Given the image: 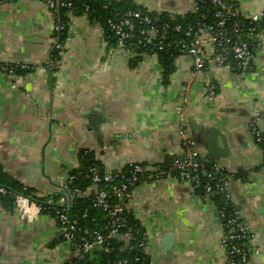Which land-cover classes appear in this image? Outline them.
Listing matches in <instances>:
<instances>
[{
	"label": "crops",
	"instance_id": "crops-1",
	"mask_svg": "<svg viewBox=\"0 0 264 264\" xmlns=\"http://www.w3.org/2000/svg\"><path fill=\"white\" fill-rule=\"evenodd\" d=\"M122 1V0H117ZM151 13L184 16L194 0H128ZM58 0H0V165L40 197L64 192L81 150L94 152L108 172L131 164L149 172L188 155L226 172L228 194L249 233V264H264V154L249 126L264 134V31L253 69L242 73L215 63L205 43L206 68L176 59L164 79L157 57L110 43L86 16L68 15V39L54 66ZM244 18L264 12V0H237ZM214 86V97L208 94ZM143 227L151 264H226L224 222L214 197L168 176L148 179L128 205ZM71 220V214L68 212ZM127 239V238H126ZM76 247L47 214L23 216L0 202V264H70Z\"/></svg>",
	"mask_w": 264,
	"mask_h": 264
},
{
	"label": "built area",
	"instance_id": "built-area-1",
	"mask_svg": "<svg viewBox=\"0 0 264 264\" xmlns=\"http://www.w3.org/2000/svg\"><path fill=\"white\" fill-rule=\"evenodd\" d=\"M50 3L53 0H48ZM213 4V19L212 23H198L196 28L188 27L186 30L182 26L177 25L173 28L169 24H162L159 28L157 26L160 22L159 18H151L148 15H143L140 11H128L121 16L119 20L110 19L108 21L110 28L118 40V47L131 54L134 48H129L127 42L135 37V32L139 31L137 48L140 45H152V55L157 57L158 53L171 47L172 43H165L164 36H166L171 29L175 33H184L185 39L192 38L190 42L185 39L175 41L174 46H183L180 49L181 56H190L193 59V66L196 72H201L206 68L208 59L206 58L205 43H210L212 46V58L215 63L227 70H239L242 73L250 72L253 69V61L256 50L260 47L261 33H258L256 24L260 23L264 18V12L250 18H244L237 8V0H211ZM58 3L69 9L72 3ZM195 2V0H194ZM198 11L197 4L194 3L192 12ZM241 19H245L242 22ZM58 26V30H60ZM163 34L158 42L154 39ZM57 46V45H56ZM59 48V47H58ZM52 61V60H51ZM53 63V62H52ZM33 68L26 64H13L0 66V70L9 78L14 76L17 71H31ZM216 88L208 85V94L214 97ZM250 131L255 137L256 143L261 147L264 154V134H262L256 123L253 122L250 126ZM189 147L188 155L184 158H175L172 162L171 171L179 173V179L190 183L194 190L199 192L203 189V193L210 197L222 196L224 204L220 206L219 217L224 222V245L227 252L226 264H249L250 256L253 251L249 244L248 229L241 220L237 210L234 206L228 216V208L231 204V198L228 194L227 183L225 179H220L217 176L219 168L213 164L199 161L200 158L192 147L191 142H187ZM210 165H213V171H210ZM130 176H123L124 182L120 185L112 184L114 176L112 172L101 175L100 168L93 167L90 174L94 183L93 186V206L97 209H102L107 212L111 220L114 230L110 235L115 236L118 230L125 224V210L133 197V191L129 190L130 186H135L139 182V178L145 172H149L147 168L141 165H130ZM172 176V175H169ZM72 178H68L71 182ZM105 183L110 185L109 192L100 190L99 185ZM1 193H5L4 189H0ZM74 195H82L80 190H76ZM114 196L117 203L112 204L110 199ZM72 199L64 192L60 200L57 202L62 209L57 212V221L63 232L64 239L73 244L77 249V258L85 260L86 256L91 253L97 246H104L107 238L101 234L95 233L91 238L86 236H79L81 228L78 222L68 218V210L71 206ZM16 205L22 212L23 216L28 219H34L37 215L42 213L41 207L38 203L32 202L26 197L17 196ZM147 238L140 243V247L145 250ZM112 248L109 246L105 248L108 252ZM138 264H151L140 258L136 259Z\"/></svg>",
	"mask_w": 264,
	"mask_h": 264
},
{
	"label": "trees",
	"instance_id": "trees-1",
	"mask_svg": "<svg viewBox=\"0 0 264 264\" xmlns=\"http://www.w3.org/2000/svg\"><path fill=\"white\" fill-rule=\"evenodd\" d=\"M72 3L71 9L61 6L58 4L56 6L58 21L60 30L55 34L56 39V48L53 49L51 60L56 66L61 61V53L64 48V45L68 39V25L69 19L68 15L72 14L73 16H86L92 22H96L104 30L106 39L113 44L118 46V40L114 35L112 29L109 26L108 21L110 19L119 20L121 16L126 14L128 11H140L143 15H148L151 18H159L157 26L160 28L162 24H169L171 28L180 25L183 29L188 27L196 28L198 23H212L213 19V4L211 0H195L197 4L198 11L188 13L184 16H169L167 14H156L151 13L137 5L132 4L128 0H61L60 3ZM242 22L245 19H241ZM258 33L264 31V18L260 23L256 24ZM165 43H172L171 47L166 48L164 51L158 53V59L163 68V76L165 80H168L170 75L174 71L175 61L178 57L181 56L180 49L183 48L181 45L174 46L175 41H180L185 39L184 33H175L171 29L168 34L164 36ZM163 38V34H159L154 42H158ZM141 37L139 36V31L135 32V37L127 42L129 48H134L133 54L135 55V62L141 60L144 56L152 55V45H140L137 48L138 40ZM186 42H190L192 38H186ZM59 47V48H58ZM30 71H17L16 74L25 73ZM79 165L76 169L72 170L69 174V179L72 178L71 182L67 183V188L64 192L69 194L72 199L71 206L68 212L71 214V220L78 222L81 232L79 236H86L91 238L97 234H101L107 238L104 246H97L94 250L91 251L86 256L85 260H80L76 258L70 264H138L136 259L140 258L150 263L148 260L145 250L139 245L146 238L145 231L140 223L133 217L129 209L125 210V225L118 230L119 239H114L110 233L114 230L111 220L108 217L106 211L102 209H97L93 206V180L90 174V170L93 167L100 168L101 175L107 173L103 168L101 162L97 160L94 152L88 150H81L78 154ZM169 158L164 161L162 164L157 166L156 171L154 172H145L139 178V182L135 186H130L129 190L134 191L135 187L140 183L148 179H161L172 175V177L179 178L180 175L176 171H171L172 162L175 159ZM145 168L144 165H141ZM210 171H213V165H210ZM131 167L126 166L123 170L119 172H112L114 176V181L112 184L120 185L124 182L123 176H130ZM217 176L220 179L226 178V172L219 170ZM0 189H4L5 193L0 192V202L6 209H14L16 207V197L23 196L29 199L32 202H36L40 205L42 213L50 215L57 220V212L62 209V206L57 204L60 200L61 195L64 192L57 193L51 197H40L34 189L25 187L23 184L18 182L13 177L9 176L0 165ZM100 190L110 191V185L101 183L99 185ZM76 190H80L82 195H74ZM199 192H203V189L200 188ZM217 203L219 204V209L222 204H224V199L222 196L214 197ZM112 204L117 203V199L114 196H111L110 199ZM232 203L228 208V216L231 211ZM127 238V239H126ZM112 248L110 251L106 252V247Z\"/></svg>",
	"mask_w": 264,
	"mask_h": 264
},
{
	"label": "water",
	"instance_id": "water-1",
	"mask_svg": "<svg viewBox=\"0 0 264 264\" xmlns=\"http://www.w3.org/2000/svg\"><path fill=\"white\" fill-rule=\"evenodd\" d=\"M199 161H202V160H199ZM202 162H204V161H202ZM113 237H114V239H119V235H115Z\"/></svg>",
	"mask_w": 264,
	"mask_h": 264
}]
</instances>
